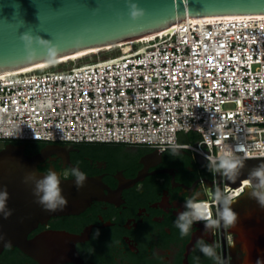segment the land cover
<instances>
[{"label": "built area", "instance_id": "2783aa9c", "mask_svg": "<svg viewBox=\"0 0 264 264\" xmlns=\"http://www.w3.org/2000/svg\"><path fill=\"white\" fill-rule=\"evenodd\" d=\"M138 44L0 76V142L181 148L211 163L224 146L264 156V19L188 22ZM196 200L214 219L215 201Z\"/></svg>", "mask_w": 264, "mask_h": 264}, {"label": "water", "instance_id": "95a60500", "mask_svg": "<svg viewBox=\"0 0 264 264\" xmlns=\"http://www.w3.org/2000/svg\"><path fill=\"white\" fill-rule=\"evenodd\" d=\"M133 11L139 15L134 17ZM257 13H264V0H0V73L80 49L144 38L188 16ZM180 137L185 139L184 134ZM74 145L48 143L38 153L29 154L26 143L0 142V193H7L5 209L0 212V254L5 248L14 246L39 264L77 261L80 255L76 243L84 239V234L57 230H45L34 237L30 234L54 216L80 214L96 200L111 201V197L121 196L124 188L141 181L147 174L146 167L134 179H127L119 172V187L113 189L102 175H87L72 163L71 152L78 150ZM150 148L155 149L153 155L158 153L159 156L167 149L186 151ZM57 158L78 168L86 178L78 187L76 177H62L51 166L50 172L57 174L61 195L67 203L55 211H47L38 203L35 182L48 174L40 170V166ZM196 159L201 164L209 162L212 165L197 152ZM242 159L244 167L235 182L217 171L215 180H205L208 186L214 187L217 183L222 192L224 184L231 188L241 187L244 179H250L249 173L264 163V156ZM28 177L32 178L26 182ZM250 181L253 186L257 183ZM9 211L11 215L5 218L4 213ZM194 222L197 226L206 224L205 221ZM231 231L240 233L246 243L251 256L246 263L264 264L260 260V255L264 254V210L259 218L254 213L243 217Z\"/></svg>", "mask_w": 264, "mask_h": 264}, {"label": "flooded vegetation", "instance_id": "af4514ba", "mask_svg": "<svg viewBox=\"0 0 264 264\" xmlns=\"http://www.w3.org/2000/svg\"><path fill=\"white\" fill-rule=\"evenodd\" d=\"M74 146L78 150L71 152L72 163L87 175H102L113 189L119 187V172L134 179L146 167L147 174L124 188L121 196L111 197V201L96 200L80 214L54 216L30 234L34 237L45 230L84 234V239L76 243L80 258L63 264H244L251 257L240 233L231 231L234 226L224 228L221 222L219 227L206 228L193 222L184 236L176 226L179 214L188 210V199L209 196L217 188V183L212 187L205 181L215 180L209 162L199 163L187 150L167 149L159 156L153 155L155 149L150 147L112 146L113 150L95 149L111 154L100 157ZM51 166L65 178L75 177L74 170L80 172L61 158L44 162L40 170L49 173ZM251 193L246 187L231 204L237 221L252 213L261 216L264 207ZM195 236L197 240L191 246ZM201 241L214 249V257L204 255ZM260 260L264 263V254ZM0 264L39 262L10 246L0 254Z\"/></svg>", "mask_w": 264, "mask_h": 264}, {"label": "clouds", "instance_id": "9594fccd", "mask_svg": "<svg viewBox=\"0 0 264 264\" xmlns=\"http://www.w3.org/2000/svg\"><path fill=\"white\" fill-rule=\"evenodd\" d=\"M132 15L135 17L139 15V12L133 11ZM65 138L67 137L65 136ZM212 163V170L214 172H220L232 182L236 181L244 167L243 159L237 157L233 150L227 146L222 148L218 156V163H216V161ZM73 175L76 177L77 186H82L86 178L85 175L77 170L73 171ZM249 177L257 181L251 195L258 200L262 207H264V163H261L257 168L252 170L249 173ZM30 178L32 177L26 178V182L27 179ZM35 192L39 196L38 203L47 211H55L57 208L65 206L67 203L61 195L60 181L55 172H49L42 179L37 180L35 182ZM209 196L218 205V211L216 213L217 218H212L208 203L196 200L195 198L188 199L186 201V208L188 210L180 213L176 222V226L180 229L182 236L188 234L194 221H205L206 228L213 226L219 227L221 222L224 228L235 225L238 216L231 208L234 197L231 194L222 192L219 188L215 189L214 192H210ZM6 199L7 193H0V212H3L5 209ZM4 215L5 218H7L11 215V212H5ZM200 250L208 257H214L216 255L214 249L205 245L203 241L200 242Z\"/></svg>", "mask_w": 264, "mask_h": 264}, {"label": "bare ground", "instance_id": "6f19581e", "mask_svg": "<svg viewBox=\"0 0 264 264\" xmlns=\"http://www.w3.org/2000/svg\"><path fill=\"white\" fill-rule=\"evenodd\" d=\"M254 19H264V13H257V14H226V15H206V16H188L187 18L177 21L173 23L170 27H167L157 33L151 34L149 36H146L144 38L140 39H134L126 42H121L113 45H106V46H101V47H91V48H85V49H80L68 54H64L61 56H57L39 63L31 64L26 67L13 70V71H7V72H2L0 73V76H7L10 74H18V73H23L27 71H33L36 69H43V68H48L54 65H58L61 63H69L71 61H79L80 59H85L90 56H93L95 54H99L103 51H109L113 50L116 48L122 47L125 51H129L133 48L135 44L138 43H144L149 40H152L156 37H159L161 35L175 32L177 29L181 27L184 23L191 22L196 25H201L204 26L207 23H214L217 20H238V21H247V20H254ZM243 187V188H242ZM248 188L249 191H252V186H251V181L250 179H244L242 182V186L238 187L237 189L234 190L232 195H237L240 196V192L242 189ZM245 191V190H244ZM245 264H248L245 263Z\"/></svg>", "mask_w": 264, "mask_h": 264}, {"label": "trees", "instance_id": "16d2710c", "mask_svg": "<svg viewBox=\"0 0 264 264\" xmlns=\"http://www.w3.org/2000/svg\"><path fill=\"white\" fill-rule=\"evenodd\" d=\"M7 142H14L16 144H20V143H26L27 144V153L29 154H35L38 153L45 145H47L49 142L46 141H40V140H9ZM119 144H123V143H103V142H83V143H78L76 145H79L82 149L85 150H89V153H91L92 155H97V156H110L111 154L108 153H102V152H98L95 149H105V148H109L110 150L112 149V146H116Z\"/></svg>", "mask_w": 264, "mask_h": 264}, {"label": "rangeland", "instance_id": "374dc122", "mask_svg": "<svg viewBox=\"0 0 264 264\" xmlns=\"http://www.w3.org/2000/svg\"><path fill=\"white\" fill-rule=\"evenodd\" d=\"M138 45H140V44H138ZM120 49H122V47H120V48H116L115 51H118V50H120ZM113 50H114V49H113ZM113 50H109V51H113ZM108 53H109L108 51H103V52L99 53L98 55H99V56H106ZM96 57H97V54H95V55H93V56H90V57L86 58L85 60H87V59H95Z\"/></svg>", "mask_w": 264, "mask_h": 264}, {"label": "crops", "instance_id": "0c3cea01", "mask_svg": "<svg viewBox=\"0 0 264 264\" xmlns=\"http://www.w3.org/2000/svg\"><path fill=\"white\" fill-rule=\"evenodd\" d=\"M116 146H137V145H130V144H125V143H123V144H119V145H116ZM137 147H146V146H137Z\"/></svg>", "mask_w": 264, "mask_h": 264}]
</instances>
